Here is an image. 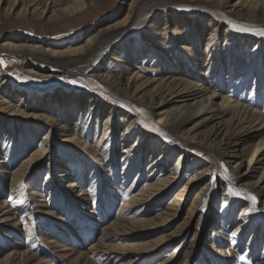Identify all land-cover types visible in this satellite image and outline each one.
I'll return each instance as SVG.
<instances>
[{"label":"bare ground","instance_id":"obj_1","mask_svg":"<svg viewBox=\"0 0 264 264\" xmlns=\"http://www.w3.org/2000/svg\"><path fill=\"white\" fill-rule=\"evenodd\" d=\"M3 1L0 0V28L8 19L31 23V25L35 23H41L44 26L64 24L73 18L84 17L90 6L96 8L98 3L104 0H64L66 3L62 5H55L54 2H63V0H48L45 6H39L37 0H32L23 3L21 7L19 5L22 0H13L6 6H3ZM148 1L122 0L114 15L107 16L93 26L63 40L49 41L30 37L24 39L18 35L8 37L0 44V50L12 56L19 54L26 59L39 57L41 60L38 63L28 61L30 66L26 69L27 73L39 75V77L48 76L50 67L52 69L53 67H83L84 69L90 67L91 75L103 84L100 88L112 94L108 95L110 98L107 102L97 96L99 93L70 91L64 87L53 89L48 93L19 89L11 83L10 77L0 65V162H2L0 170L6 169L8 172L7 185L11 195L8 200L0 198V231L6 226L1 222L14 220L12 210L20 201V191L29 183L28 177L31 174L35 176L41 171L42 158L51 152L54 144L61 147L73 146L76 154L77 151L94 154L92 156L96 157L98 162L101 160L100 155H103L102 160L105 162L103 163L107 166H114L113 155L118 144L123 155L120 170L125 174L132 172V175L136 176L134 180L140 178L144 172L143 164L148 162L146 171L148 182L137 193L132 194V189H129L128 200L122 201L123 205L119 214L105 227L95 243L85 249L72 250L68 253L64 252L68 250V247H64L62 253H67L65 257L67 262L65 261L64 264H102L104 260H109V264H137L139 260L147 259L149 253L157 252L167 245L170 246L180 237H183V240L176 246L172 255L159 260L156 264H191L193 254L197 250L196 242L193 239L186 240L185 237L192 231L191 223L197 218L203 203L208 200L210 190L213 188L212 183L206 182L196 193L184 217L183 212L187 203V191L204 178L206 168L195 169L194 175L178 189L171 202L161 211L147 218L140 215L152 203L163 200L177 184V178L183 174L180 165L184 161L183 153L179 154L176 163H171L175 145L198 144L210 151L217 159H226V162L233 164V168L247 163L246 170L238 174L239 190L246 195L259 197L260 202L264 204V111H257L233 99L229 95L231 88L226 91L219 88L218 85L221 83L219 78H222L213 76L217 70L210 71L213 62H204L209 77L197 83L187 76L189 71L184 69V63L179 59L176 65L178 68L182 67L184 73H178L175 69H166L164 73L157 76L142 75L137 70L138 67L134 65L133 58H123V55L118 52L125 44H130V40L125 39L126 31L140 15L144 14L141 9L143 3ZM203 1L209 2L207 6L212 7L215 14L211 15V18H206L212 25V29L207 34L205 48L211 43L215 44L222 33L228 34L219 20L222 16L221 11L225 13L228 6L231 8L229 12L235 14V18L244 19L250 25L257 23L259 28H264V0H237L232 5H227L230 0ZM49 3L54 5L51 6ZM168 6L172 5H160V8ZM155 9L148 12L151 13ZM166 10L163 13L162 23H156L158 18H154L156 25H164L161 29L157 28L160 34H154L152 31H149L152 33L144 34L146 40L153 46L161 43L163 39L156 40L159 37L163 38L164 28L171 22L174 24V32H177V27L183 25L188 27V22H192L193 26L197 23L192 16H183V14L175 16ZM120 13L124 15L118 17ZM155 24L151 23V26ZM66 29H69V25ZM173 38L175 37H171ZM233 39V44H238L237 40L240 41L238 36H233ZM225 40L228 38L225 37ZM256 44L264 47L260 41ZM156 48L160 47L156 46ZM226 51L228 53V49ZM111 59L121 64L111 66ZM85 62L88 65L83 66ZM102 89L99 91L104 93ZM121 102L123 106L130 107L131 110L122 112L124 107L120 105ZM39 108L43 110L39 112ZM132 110H135L136 114L140 111L149 113L164 132L157 133L158 135L150 132L151 129L139 122ZM17 114L38 120L35 121L37 123L34 125L35 130L42 132L43 135L30 156L18 166L8 163V151L4 143L7 138L14 139L18 132L22 135L28 132V137L33 136L34 132L24 130L21 123L14 122L13 116ZM192 122L194 123L188 127L187 125ZM91 128H94L93 139L95 141L97 139L95 144L86 140L87 135L90 136ZM75 129H81V134L77 135L75 131L73 132ZM119 129L122 130L118 138L115 132ZM55 131L58 132L55 133ZM99 131H101L100 135H98ZM72 132L73 137H69ZM245 135L249 138L244 139ZM58 136L62 137L55 138L52 144L48 143L51 138ZM134 137L136 139L133 142ZM157 153L160 154L157 155ZM62 163L61 166H64L65 163ZM103 163L100 162V167L104 166ZM257 168H262V173L255 178L253 175ZM112 170L114 171L115 167H112ZM48 174L50 176L51 170ZM229 183L230 181L223 176L215 186L220 189L221 194L217 199L215 198L214 202L222 201L221 209L212 207L211 215L207 218L219 227H223L221 218L227 215L235 218L232 212L241 203L230 192ZM136 184L138 182L131 188ZM34 194L41 193L34 192ZM13 198L15 200L12 202ZM44 199L42 198L43 201ZM43 201L40 204L46 203ZM244 202L247 204L242 207L240 215L236 217L237 225L234 234H240L235 237L236 240H240L241 233H245L253 225L249 215L252 202L249 199ZM133 207H138V211L133 215L126 216L120 213L130 211ZM50 209L45 204L43 211L40 212L45 215L51 212ZM222 209L227 212L226 215L222 214ZM15 221H17L16 217ZM201 222L202 219H199L197 223ZM254 228L258 231L256 227ZM197 231L200 230H194V233ZM146 233H150L153 237L143 238L142 235ZM251 239L254 240V235ZM123 240L135 242L125 246ZM184 240L186 241L181 243ZM252 243L253 241L249 240L248 244ZM178 247H184L186 250L182 252L183 254L176 256ZM207 247L215 250V246L211 243H208ZM23 248L21 245H14L0 257V264H48V260L43 261L36 254ZM220 250L223 259L229 256L224 249ZM250 252L253 254L255 250ZM96 255L100 256L99 260L95 258ZM124 255H128L129 258L126 257L127 260H124ZM258 264H264V262Z\"/></svg>","mask_w":264,"mask_h":264},{"label":"rangeland","instance_id":"obj_2","mask_svg":"<svg viewBox=\"0 0 264 264\" xmlns=\"http://www.w3.org/2000/svg\"><path fill=\"white\" fill-rule=\"evenodd\" d=\"M12 1L4 0L3 6H6L9 2L12 3ZM29 1L32 0H22L19 7ZM236 1L230 0L227 5H232ZM121 2L122 0L101 1L96 8L90 6L88 13L84 17L73 18L64 24L44 26L41 23L31 25V23L17 20H5L0 28V44L6 38L18 35L24 39H29L30 37L49 41L63 40L70 37V35L82 32L85 28L93 26L107 16L114 15ZM37 3L39 6H45L48 0H37ZM54 3L55 5H62L66 1H55ZM54 3H49V5L52 6ZM207 3L209 2L203 0H149L147 3H143L141 10L144 14L140 15L128 27L125 34V39L130 40V44H125L120 50L121 52H118L123 55V58H133L134 65L138 67L137 70L142 75L157 76L164 73L166 69H175L178 73H181L183 68H178L176 65L179 59V61L181 60L184 63V69L189 71L187 76L194 79L197 83L202 82L201 80L205 77H209L208 69L204 66V62H213L210 71L217 70L213 76L222 78H219L221 81L218 85L219 88H223L225 91L231 88L229 95L233 99L239 100L257 111H264V47L256 44L257 41L264 44V35H259L255 31H239L233 25L252 29H260L261 27L259 28L256 25L257 23L250 25L244 19L235 18V14L233 15L232 12H229L231 8L228 6L225 13L221 11L222 16L219 19L222 22L221 26L225 28V32L228 34L222 33L215 44L211 43L205 48L207 34L212 29V25L209 24L206 18H211V15H215L212 7L207 6ZM167 4L172 6H168V9L160 8V5ZM152 9L155 10L149 13L148 11ZM165 10L175 16H180V14L192 16L197 23L193 26L192 22H188V27H185V25L177 27V32H174V24L171 22L165 26L163 38L159 37L156 40L160 41V39H163L161 43L155 46L150 43V45L144 34L149 31L154 34H160L157 28L161 29L164 25H156L154 18H158L156 23H162ZM123 15L124 13H120L118 17ZM151 23H154L155 26H151ZM67 25H69V29H66ZM178 32H181V34H178ZM233 36H238L241 43L237 40L238 44H233ZM171 37L175 38L171 39ZM225 37L228 40H225ZM156 46L160 48H156ZM27 59L19 54L18 56H12L0 50V65L10 77L11 83L19 89L48 93L53 89L64 87L70 91L76 90L91 94L99 93L97 96L101 100L109 102L108 98L110 96L108 95L111 93L108 90L106 91V89L100 88L103 87V84L91 75L90 67L85 69L83 67H53L54 70L50 67L51 71L48 76L39 77V75L27 73L26 69L30 66L28 61L38 63L41 59L37 56L28 57ZM120 64L121 62L116 63L115 60L111 59V66ZM86 65H88L87 62L83 64V66ZM256 84L257 86H255ZM99 89H102L104 93L100 92ZM120 105L124 107L122 112L131 110L130 107L123 106V102ZM42 110L43 108H39V112ZM132 113L135 115V110H132ZM136 116L138 121L143 123L146 128L151 129L150 132L155 135L164 132L161 130L160 124L149 113L140 111ZM13 117L14 122L17 121L22 124V129L34 132V135L30 137L27 136L28 132L23 135L18 132L14 139L7 138L4 143L8 151V163L18 166L30 156L35 146L40 143L43 135L42 132L35 130L34 125L37 124L35 121L38 120L19 114ZM193 123L187 126L189 127ZM93 129H90V136L87 135L86 140L95 144L97 139L96 141L93 139ZM121 130H116V137H120ZM74 131L77 135L81 134V129H75ZM73 132L69 134V137H73ZM100 133L101 131L98 132V135ZM62 136L53 137L48 143L52 144L51 142L55 138L59 139ZM243 137L244 139L249 138L248 135ZM135 139L134 137L133 142ZM51 149V152L45 154L42 158L41 171L35 176L31 174L28 177L29 183L20 191V201L15 204L12 210L14 220L1 222L2 225L6 226L5 228L2 227L0 231V257L11 250L14 245H21L24 247L23 249L31 251L43 261L48 260V264L66 263L67 258L65 260V257L68 252L85 249L97 241L105 227L119 214L123 202L128 200L129 189H132V194L137 193L148 182V172H146L148 162L143 164L144 172L137 179L138 181L134 180L136 176L132 175V172L129 174L122 173L123 171L120 168L123 155L118 144L113 155L115 159V162H113L114 166L105 165L104 160H102L103 155H100L101 160L99 161L101 163L104 162V166L101 167L100 162L97 161L96 157H93L94 154L81 153L79 151L76 154L73 146L61 147L54 144ZM98 151L100 152V150ZM173 151L171 163H176L179 154L183 153L184 161L180 164L183 174L177 178V184L163 200H160L161 202L152 203L140 215L147 218L161 211L171 202L178 189L194 175L195 169L206 168L204 178L197 181V184L191 186L187 191V203L183 212L184 217L196 193L206 182L212 183L213 188L210 190L208 200L203 203L196 216L197 218L191 223L192 231L188 232L185 237L186 240L193 239L196 242L197 250L193 254L191 264H258L264 262V204L260 202L259 197L240 192L239 183H237L238 176L246 170L247 163L233 168V164L226 162V159H217L206 148L194 143H190L188 146L175 145ZM159 154L157 153V155ZM62 162L65 163L64 166H61ZM112 167H115L114 171ZM49 170H51V177L48 174ZM261 173L262 168H257L253 177L256 178ZM223 176L230 181L229 190L241 203L232 212L235 218H231L229 215L221 218L223 227H219L218 224L210 222L207 218L211 215L212 207L221 209L222 201L214 202V200L221 194L220 189L215 186ZM7 180L8 172L6 169L0 170V198L5 200L11 197ZM136 182L138 184L131 188ZM34 192L41 194H34ZM252 197H255V202ZM42 198H45L44 201ZM246 199L252 202V206L248 207L249 215L252 219L251 225H253L245 233H241L242 237L240 240H236L235 237L240 235L239 233L237 235L234 234V229L237 225L236 217L240 215L242 207L247 204V202H244ZM14 200L15 198H13L12 202ZM42 201L46 203L40 204ZM45 204L51 208V212L44 215L40 211H43L42 208H44ZM137 211L138 207H133L130 211H122L120 213L129 216ZM221 212L224 215L227 214L223 209ZM26 216L28 219H26ZM15 217L17 221H15ZM199 219H202L201 223H197ZM230 221L232 223H229ZM254 227L258 231H255ZM194 230L200 231L194 233ZM253 235L254 240L251 239ZM9 236L10 238H8ZM142 237H147L148 239L153 236L150 233H146ZM182 238H178L170 246L167 245L165 248L157 250V252L149 253L147 259H141L137 264H156L159 260L167 258L172 255L176 246L183 240ZM249 240L253 241L251 245L248 244ZM122 242L126 246L135 241L123 240ZM208 243L214 245L215 250H210L207 247ZM64 247H68V250L64 251L67 252L65 254L62 253ZM220 249H224L226 255L229 256L223 259V256L221 257L220 255L222 252ZM185 250L184 247H178L176 256L180 253L183 254L182 252ZM250 250H255V252L250 254ZM126 257L129 258L128 255H124L123 259L127 260ZM95 258L99 260L100 256L96 255ZM102 264H109V260H104Z\"/></svg>","mask_w":264,"mask_h":264},{"label":"snow or ice","instance_id":"obj_3","mask_svg":"<svg viewBox=\"0 0 264 264\" xmlns=\"http://www.w3.org/2000/svg\"><path fill=\"white\" fill-rule=\"evenodd\" d=\"M233 27H236L237 30H239V31H255L259 35H264V28L252 29V28H247V27L237 26V25H233ZM73 83H75V81H73ZM252 199L255 202V197H252Z\"/></svg>","mask_w":264,"mask_h":264}]
</instances>
